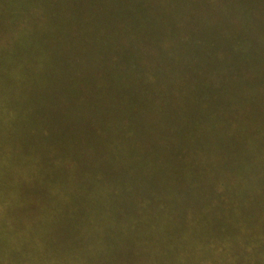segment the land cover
I'll return each instance as SVG.
<instances>
[{
    "label": "trees",
    "instance_id": "1",
    "mask_svg": "<svg viewBox=\"0 0 264 264\" xmlns=\"http://www.w3.org/2000/svg\"><path fill=\"white\" fill-rule=\"evenodd\" d=\"M75 2L87 4L88 25L105 28L96 38L107 39L106 51L96 41L75 43ZM263 3L0 0V264H264V94L192 68L196 56L214 60L237 34L231 16L264 40V30L246 22L264 16ZM155 4L178 20L151 22ZM22 36L25 46L12 51ZM81 56L109 67L111 93L92 116L101 123L94 168L77 182L66 130L71 116L83 115L46 83L55 71L75 78ZM42 91L56 98L47 107L60 109L56 135L48 124L55 114L31 111ZM140 97L155 109H141L133 122L134 109L133 117L122 112Z\"/></svg>",
    "mask_w": 264,
    "mask_h": 264
},
{
    "label": "rangeland",
    "instance_id": "2",
    "mask_svg": "<svg viewBox=\"0 0 264 264\" xmlns=\"http://www.w3.org/2000/svg\"><path fill=\"white\" fill-rule=\"evenodd\" d=\"M155 5H157L154 6L155 16H153L151 22L157 17L159 18L155 21V24L162 23L165 18L171 22L176 19L178 20L173 10L167 9L163 14L159 12L158 4ZM86 9H88L87 4L75 2V8L72 11L75 15V21L78 23L75 22V43L83 40V43L90 47L91 41H96L101 44L102 47L106 46L107 39L96 38V33L105 30V28L99 27L101 29L99 30L96 27L88 25L91 24L90 19L87 18L90 14ZM64 17L65 15L63 13L62 18ZM72 18V16L68 15L67 20ZM28 22L34 28L38 29L39 32L43 29V25L38 22L31 19H29ZM246 22H248L254 30H264V16L258 14L248 18ZM240 23L241 21L231 16L228 19L227 26L231 31H236L237 34L228 38L225 46L222 45L219 55L213 52V56L214 54L216 56L214 60L211 59L212 56L207 55V52H203L202 55L196 56L192 68L195 69L196 67V70H199L197 71L198 76L213 73L218 78L221 85L232 87L241 84L249 93L259 96L260 94H264V40L255 33L245 34V32L241 31L238 27ZM8 26H10V23H8ZM71 27H73V24H71ZM71 29H69V31H71ZM32 32L34 31H29L28 34H32ZM74 34L72 29L71 36ZM25 43V38L22 36L13 40L10 48L12 51H18L25 46ZM68 45L72 48L74 44L72 43V46L71 44ZM104 48V51H106V47ZM51 49L53 51H58L60 46L55 44L51 46ZM75 57H77V52H75ZM71 58L72 55H69L56 63H49L45 67L46 74L50 75L54 67H64L66 62ZM81 60L83 61L84 69L78 72L77 66L75 65V78L73 75H63L55 71L53 76L47 77L46 83L47 87L51 90L57 91L58 89L59 92L64 93L66 98H60L61 101H66L68 103L75 99V113L78 111L83 115L77 117L71 116V119H75V121L67 120L68 128L66 130L68 139L75 140V181L77 179V182H79V173H84L86 177H90V173L94 168L91 148L92 136L94 135V130H96L101 123L94 122L92 116L94 112L100 111L102 107L104 108L108 105V98L111 93L109 90V72H107L109 67L101 61H94L91 56H83V58L81 56ZM241 62L244 64V68ZM53 81L55 82L53 83ZM74 81L75 87L73 86ZM53 85L57 89L53 87ZM93 86L95 87L96 93L98 94L99 92L101 96L98 101L95 99ZM42 92L44 97L42 98L43 100L37 99L40 96L34 93L37 104H35L36 108H31V111L34 113H41L43 118L47 116L46 113L55 114V119L50 121V123H48L49 120H44L43 122L48 123L52 128V132H54L53 134L56 135L61 129V120H59L61 118H58L60 109L52 105V108H48L45 101L54 102L56 98L52 96V92ZM129 101L133 104L127 107L122 113L132 116L131 110L134 109L136 118L133 122H137L139 117L141 118V109H144L147 113L155 109L144 97L138 98L135 103L132 100ZM254 108L259 112L261 109L260 104L256 102ZM79 200L78 195L75 193V221H77L80 214Z\"/></svg>",
    "mask_w": 264,
    "mask_h": 264
}]
</instances>
